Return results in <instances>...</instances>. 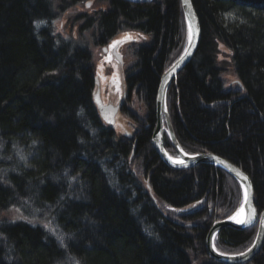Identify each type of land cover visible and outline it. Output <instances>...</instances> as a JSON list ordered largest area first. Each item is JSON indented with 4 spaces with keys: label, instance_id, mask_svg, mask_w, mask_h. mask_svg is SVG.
Instances as JSON below:
<instances>
[{
    "label": "trees",
    "instance_id": "obj_1",
    "mask_svg": "<svg viewBox=\"0 0 264 264\" xmlns=\"http://www.w3.org/2000/svg\"><path fill=\"white\" fill-rule=\"evenodd\" d=\"M82 1L0 0V211L23 212L18 221L0 223V264H200V259L220 264L207 256L205 236L214 220L237 208V182L209 165L169 169L150 144L159 78L183 42L180 0H104L98 45L124 31L147 36L133 47L131 75L126 71L131 98L145 108L142 118L131 101L128 113L129 97L121 109L120 115L133 122L131 137L117 136L96 114L89 52L53 34L58 14L52 3L67 2L71 8ZM191 4L201 36L191 61L167 89L172 131L186 154H214L245 173L260 214L264 0ZM217 44L230 54L237 90L221 84ZM163 145L175 155L166 134ZM224 178L236 185L232 192H224ZM150 194L162 211L161 205L203 204L176 225L163 217ZM20 201L29 205L21 207ZM51 224L63 243L48 235L45 226ZM256 229H223L214 245L225 254L243 252ZM246 264H264V243Z\"/></svg>",
    "mask_w": 264,
    "mask_h": 264
},
{
    "label": "water",
    "instance_id": "obj_2",
    "mask_svg": "<svg viewBox=\"0 0 264 264\" xmlns=\"http://www.w3.org/2000/svg\"><path fill=\"white\" fill-rule=\"evenodd\" d=\"M150 0L133 1L135 3H146ZM180 6L182 16L184 20L185 30L187 33V39L184 50L181 55L166 68L160 78L157 86V92L155 97V124L152 129L150 144L159 160L169 169L172 170H187L197 165H209L219 168L228 173L239 185L242 194V204L244 205V211L240 215L239 219L244 220V223H237L236 220L230 219L237 212L230 217L214 222L208 229L205 236V251L207 256L213 261L220 264H246L253 260V258L261 251L264 243V210L257 213V210L253 203V190L251 181L248 176L240 169L233 166L226 160L209 153H199L194 155H188L182 151L177 141L175 140L169 115L166 108V93L170 83L176 78V76L187 66L195 54L198 47L201 30L198 22V18L192 7L191 0H180ZM191 30V41L189 40ZM116 38L112 42V45L108 49L107 58L112 65L113 74L109 77L108 93H104V82L106 77L103 75L100 78L94 77V88L92 91V102L95 107L96 114L103 126L110 130H115L117 125V118L121 113L122 106L125 98L124 87V72L122 69V58L119 54V47L124 40ZM238 84V83H237ZM166 133L170 144L177 153V159L171 158L163 146V133ZM247 189L249 194V200L247 204H244V191ZM147 192L150 193L148 189ZM154 203H156L152 194H150ZM240 206V208H241ZM239 208V209H240ZM158 209V207H157ZM238 209V210H239ZM159 210V209H158ZM163 217L167 220L166 214L161 212ZM188 215L181 214L179 216ZM174 224L179 225L174 222ZM183 226V225H180ZM252 227H256V234L251 245L243 252L237 254H225L217 251L214 245V240L217 234L226 228L244 231Z\"/></svg>",
    "mask_w": 264,
    "mask_h": 264
},
{
    "label": "rangeland",
    "instance_id": "obj_3",
    "mask_svg": "<svg viewBox=\"0 0 264 264\" xmlns=\"http://www.w3.org/2000/svg\"><path fill=\"white\" fill-rule=\"evenodd\" d=\"M134 1H138V0H134ZM52 6L54 9V14L55 15L58 14L56 21L54 22L52 26L53 34L56 37V39L59 41L68 43L70 47L72 48H79V49H84V50L86 49L90 54L92 72H93L94 77H98V78H100L101 76L103 77V75L107 74V69L110 70L109 74H113V69H112L110 60L100 52L99 47H101V45H97V42H98L97 39L99 37V32H100L98 18H100L101 12H104L102 10H105L107 8V3L104 0H92V1L86 0L78 4H75L71 8L67 2L63 4L60 2V5L56 2H53ZM55 6H58V8L60 6H64L66 9L58 11V9L54 8ZM182 34H183V42H182L181 49L180 50L177 49L176 51L174 50L175 52L173 50L171 51L170 55L174 52V55H172L173 59H171V61L169 62L166 68H168L171 65V63L175 61L179 57V55H181L182 51L184 50L186 39H187L186 30H184ZM114 38L115 39L119 38L121 39L120 41L122 40L125 41V43H122L121 46L119 47V51L123 54V57H124L122 69L124 70V72L125 70L128 71V74L131 75V66H134V64L136 65V58L134 57L133 47L137 44H142L143 43L142 40L146 41L147 36H144V35H141L135 32L124 31V32L119 33L118 36L116 35ZM111 41L106 48L107 50L112 45ZM135 41H140V42L133 43ZM215 62H216L215 68L219 71V79L221 81L222 86L224 87V90H227V89L233 90V91L237 90L238 89L237 79L234 74L233 66L231 65V62H230V54L228 50L221 44H217ZM105 84L106 82H104V85ZM129 97L130 98L127 100L125 104V109H127L128 113H131V107L134 102L133 111L135 110L136 115L141 116L143 118L145 108L142 105L141 107L138 105L135 99L136 97L133 99L131 98V91L129 92ZM131 101H132V104H131ZM130 118L126 119L124 116L119 114L117 118L116 129L112 131H114L117 136L129 137L131 134V122L129 121L131 120ZM137 124L142 127L141 122L140 123L137 122ZM168 155L170 156V154ZM170 157L173 159L178 158L176 155V152L174 156H170ZM14 161H16L15 164L18 165L17 159H14ZM12 168L14 169L15 167H12ZM229 181L230 180L226 178L223 179V184L225 187L224 192H227V193H229V191L232 192L236 188V185L232 183L231 181L230 182ZM237 186L239 188V202L237 204V208L229 216H226L224 219L230 217L232 214L237 212L241 206V203H242L241 192L242 191L238 184ZM18 199L19 198H17V200ZM213 200L215 201L216 199H213ZM19 204L21 205V207H24V208L29 205L27 201H20ZM156 204L158 206L159 202ZM201 204H203L202 200L195 202L193 204H190L189 206L182 208V209H173L165 205H161L163 211L160 209L159 206L158 208L163 213L166 214L167 218L169 217L170 219H172L171 221L176 222V223H179V222L181 223V221L179 220L177 221V219L182 218V217H179V215L186 214V213H192L193 211L197 210V207ZM34 214L35 213H30L31 218L34 216ZM22 215H23L22 211H18L15 207H11L4 211H0V223L3 221L5 222L18 221L21 219ZM219 220H222V218ZM215 221L216 220H214L212 223L210 222L211 223L210 225H212ZM45 227H47L48 235L50 237H54L55 235L56 237L58 236L62 237L59 235L57 230H55L56 228L53 225L50 226L51 228L49 226H45ZM57 241L61 243V241L58 238H57ZM63 245L64 244H61L60 246L62 247ZM215 248L218 249L217 251L219 252L225 251L224 249H220L219 247H215ZM233 254H237V253H233ZM199 263L205 264L202 259L199 260Z\"/></svg>",
    "mask_w": 264,
    "mask_h": 264
},
{
    "label": "flooded vegetation",
    "instance_id": "obj_4",
    "mask_svg": "<svg viewBox=\"0 0 264 264\" xmlns=\"http://www.w3.org/2000/svg\"><path fill=\"white\" fill-rule=\"evenodd\" d=\"M127 2H129V4H131V0H126ZM119 34H117V36H118ZM116 36V35H115ZM114 36V37H115ZM113 37V38H114ZM113 38H111L109 41H107L106 43H104V44H101V47H99L100 48V52L105 56V57H107V54H108V50L106 49L107 48V46L109 45V43H110V41L112 40H114ZM136 42H140V41H135V42H133V43H136ZM128 44H129V42H128ZM98 45V44H97ZM128 48H130V47H128ZM119 54H120V56H121V60L123 61V59H124V57H123V54L119 51ZM131 62H132V60H131ZM134 67V66H133ZM123 72H124V70H123ZM110 73V70L109 69H107V74L106 75H104L105 77H106V80H105V82H106V84L104 85V93L105 94H107L108 93V88H109V84H108V82H109V77L111 76V74H109ZM126 70H125V72H124V87H125V98H124V101L126 102V100H127V98H129V91L127 90L128 89V87H127V85H126ZM132 86V85H131ZM133 90H132V87H131V97L133 96V92H132ZM125 102H124V104H125ZM124 104H123V106H122V108H124ZM132 120H131V134H130V136L129 137H131L132 136ZM165 133H163V135H164ZM164 146V145H163ZM166 151V150H165ZM133 156V152H132V154H131V157ZM179 217H181V216H179Z\"/></svg>",
    "mask_w": 264,
    "mask_h": 264
},
{
    "label": "snow or ice",
    "instance_id": "obj_5",
    "mask_svg": "<svg viewBox=\"0 0 264 264\" xmlns=\"http://www.w3.org/2000/svg\"><path fill=\"white\" fill-rule=\"evenodd\" d=\"M186 2H187V0H186ZM189 40L191 41V30H190ZM248 200H249V194H248L247 189H245V191H244V204H247ZM243 211H244V205L242 204L241 208L237 211V213L233 217H230V219L236 220L237 223H244L245 222L244 220L238 219V217L243 213ZM57 238L61 241V243H63V237L58 236Z\"/></svg>",
    "mask_w": 264,
    "mask_h": 264
},
{
    "label": "bare ground",
    "instance_id": "obj_6",
    "mask_svg": "<svg viewBox=\"0 0 264 264\" xmlns=\"http://www.w3.org/2000/svg\"><path fill=\"white\" fill-rule=\"evenodd\" d=\"M171 84V83H170ZM240 218V216L238 217V219Z\"/></svg>",
    "mask_w": 264,
    "mask_h": 264
}]
</instances>
